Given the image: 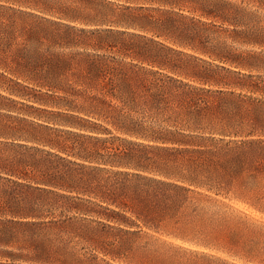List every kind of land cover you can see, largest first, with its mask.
Returning <instances> with one entry per match:
<instances>
[{"label":"trees","instance_id":"trees-1","mask_svg":"<svg viewBox=\"0 0 264 264\" xmlns=\"http://www.w3.org/2000/svg\"><path fill=\"white\" fill-rule=\"evenodd\" d=\"M0 89V264H264V0H0Z\"/></svg>","mask_w":264,"mask_h":264},{"label":"snow or ice","instance_id":"snow-or-ice-1","mask_svg":"<svg viewBox=\"0 0 264 264\" xmlns=\"http://www.w3.org/2000/svg\"><path fill=\"white\" fill-rule=\"evenodd\" d=\"M234 197L237 201H243L244 205H251L253 208L259 210V216L264 218V201L261 200V195L264 192L257 193L252 189L243 190L239 187L233 188ZM230 218L236 220L237 222H245L255 224L253 217L245 215L243 209L239 205H234L228 209ZM264 223V219H262Z\"/></svg>","mask_w":264,"mask_h":264},{"label":"rangeland","instance_id":"rangeland-1","mask_svg":"<svg viewBox=\"0 0 264 264\" xmlns=\"http://www.w3.org/2000/svg\"><path fill=\"white\" fill-rule=\"evenodd\" d=\"M5 86H8L9 84H7V83H3ZM1 90V89H0ZM3 93H5V94H9L8 93V90H6V91H4V90H1ZM13 97H15V98H17V99H19V100H21V101H24V102H28L29 100L28 99H24V98H21V97H18V96H15V95H13ZM29 102H31V101H29ZM33 103H35V105H37V106H41L42 104L41 103H39V102H36V101H32ZM17 106V108H21V109H23V110H27V107L26 106H24V105H22V104H17L16 105ZM43 106V105H42ZM48 107H50V106H48ZM12 113H14V114H19V115H25L24 113H20V112H18V111H11Z\"/></svg>","mask_w":264,"mask_h":264}]
</instances>
